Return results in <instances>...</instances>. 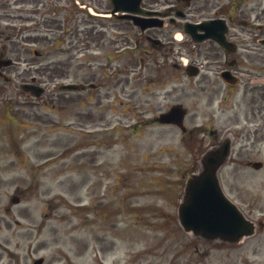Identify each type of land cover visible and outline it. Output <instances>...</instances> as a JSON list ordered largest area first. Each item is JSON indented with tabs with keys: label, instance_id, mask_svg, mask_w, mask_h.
Wrapping results in <instances>:
<instances>
[{
	"label": "rangeland",
	"instance_id": "1",
	"mask_svg": "<svg viewBox=\"0 0 264 264\" xmlns=\"http://www.w3.org/2000/svg\"><path fill=\"white\" fill-rule=\"evenodd\" d=\"M68 4L37 3L55 29L44 57L47 75L57 78L59 43L53 41L59 29L52 21L59 22V5ZM176 79L171 99L156 101L162 110L163 104L183 105L190 134L148 128L138 138L130 133L113 138L109 146L99 139L89 146L78 135L71 140L59 131V93L37 100L44 122L22 117L24 97L13 102V93L0 94V264H32L40 257L43 264H264L261 116L254 115L251 125L223 129L233 102L223 114L216 94L222 83L216 79L205 89L202 74L187 79L177 72ZM54 84L51 89L59 90V80ZM71 109L64 119L70 120ZM209 130L216 132L218 144L227 134L236 136L217 175L224 194L256 224L255 234L240 243L204 240L184 232L177 221L185 178L213 145ZM253 161L263 167L246 165Z\"/></svg>",
	"mask_w": 264,
	"mask_h": 264
},
{
	"label": "flooded vegetation",
	"instance_id": "2",
	"mask_svg": "<svg viewBox=\"0 0 264 264\" xmlns=\"http://www.w3.org/2000/svg\"><path fill=\"white\" fill-rule=\"evenodd\" d=\"M36 1L0 0V94L23 95L22 117L29 122H44L31 93L38 88L47 93L51 81L59 79V92L48 93H59V131L71 140L78 135L89 146L98 139L109 145L115 133L124 139L130 131L137 138L144 129L174 128L156 121L165 111L156 98L171 99L177 72L192 78L182 66L186 56L185 66L199 67L205 89L216 79L222 82L217 97L223 114L233 102L223 128L251 125L256 114L264 127V0H66V7L59 5V22L52 21L59 29V40L54 39L59 78L47 75L44 49L55 29ZM128 16L141 19V25ZM213 20L226 22V49L211 37L197 40L216 31L199 27ZM222 72L236 83H224ZM69 83L84 88L64 89ZM24 84L37 89L26 91ZM163 105L167 110L172 104ZM67 109L73 111L70 120L64 119Z\"/></svg>",
	"mask_w": 264,
	"mask_h": 264
},
{
	"label": "water",
	"instance_id": "3",
	"mask_svg": "<svg viewBox=\"0 0 264 264\" xmlns=\"http://www.w3.org/2000/svg\"><path fill=\"white\" fill-rule=\"evenodd\" d=\"M185 114L179 106L160 116L163 123H174L182 127ZM230 143L226 141L215 150L208 152L202 159V171L192 175L186 182L185 196L178 208V218L185 231L214 240L238 242L244 236L253 234L254 226L246 220L239 210L222 194L216 171L229 153ZM259 169L260 162L252 163ZM34 264H41V260Z\"/></svg>",
	"mask_w": 264,
	"mask_h": 264
}]
</instances>
